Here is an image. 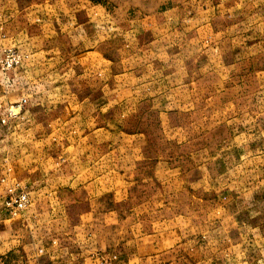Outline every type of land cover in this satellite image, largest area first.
<instances>
[{"label":"rangeland","instance_id":"rangeland-1","mask_svg":"<svg viewBox=\"0 0 264 264\" xmlns=\"http://www.w3.org/2000/svg\"><path fill=\"white\" fill-rule=\"evenodd\" d=\"M0 45V264H264V0H0Z\"/></svg>","mask_w":264,"mask_h":264},{"label":"built area","instance_id":"built-area-1","mask_svg":"<svg viewBox=\"0 0 264 264\" xmlns=\"http://www.w3.org/2000/svg\"><path fill=\"white\" fill-rule=\"evenodd\" d=\"M1 36L4 37L3 34ZM23 53L19 50L0 45V74L7 76L22 64ZM29 98L20 97L17 102L0 104V126H9L25 112ZM31 204L29 185L17 178H0V226L7 220L20 216ZM103 264H109L103 260Z\"/></svg>","mask_w":264,"mask_h":264},{"label":"crops","instance_id":"crops-1","mask_svg":"<svg viewBox=\"0 0 264 264\" xmlns=\"http://www.w3.org/2000/svg\"><path fill=\"white\" fill-rule=\"evenodd\" d=\"M0 89L3 92V98L5 100V104L17 102V100L20 97L24 96L29 98V103L26 107V110H29L33 106V104H31V100L32 97L36 94L33 93L35 92L36 88L34 85H31L30 83L26 82V80L23 77L19 75L17 76L15 70L13 73L11 72L7 76H2L0 74ZM7 221H5L4 223H6ZM2 226L3 224L0 226V229ZM46 257L52 260V259H57V257L59 256H46Z\"/></svg>","mask_w":264,"mask_h":264}]
</instances>
